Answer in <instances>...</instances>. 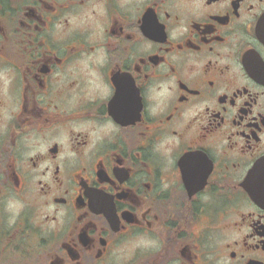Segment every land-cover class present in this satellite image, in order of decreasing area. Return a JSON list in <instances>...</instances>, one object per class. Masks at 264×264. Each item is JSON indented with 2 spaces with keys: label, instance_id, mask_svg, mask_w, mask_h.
<instances>
[{
  "label": "flooded vegetation",
  "instance_id": "obj_1",
  "mask_svg": "<svg viewBox=\"0 0 264 264\" xmlns=\"http://www.w3.org/2000/svg\"><path fill=\"white\" fill-rule=\"evenodd\" d=\"M0 264H264V0H0Z\"/></svg>",
  "mask_w": 264,
  "mask_h": 264
}]
</instances>
